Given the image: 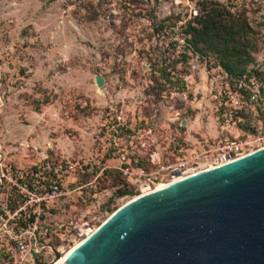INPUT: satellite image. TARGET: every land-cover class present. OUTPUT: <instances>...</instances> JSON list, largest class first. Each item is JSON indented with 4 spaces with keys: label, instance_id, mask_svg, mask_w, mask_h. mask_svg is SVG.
Returning a JSON list of instances; mask_svg holds the SVG:
<instances>
[{
    "label": "rangeland",
    "instance_id": "rangeland-1",
    "mask_svg": "<svg viewBox=\"0 0 264 264\" xmlns=\"http://www.w3.org/2000/svg\"><path fill=\"white\" fill-rule=\"evenodd\" d=\"M203 1L0 0V144L20 168L54 152L94 172L86 191L73 187L74 177L65 180L55 222L99 228L138 197L133 185L140 169L174 162L178 144L199 154L207 143L264 133V0H209L244 16L251 28L258 50L248 71L259 75L237 81L213 57L186 49L185 32ZM97 76L106 80L101 88ZM240 83L242 109L227 120L221 93H237ZM115 112L136 128L117 142L130 159V175L120 170L108 131ZM99 135L105 146L95 143ZM123 189L130 193L119 195ZM5 242L0 235V264H56L77 245L59 248L54 239L59 251L10 260Z\"/></svg>",
    "mask_w": 264,
    "mask_h": 264
},
{
    "label": "water",
    "instance_id": "water-1",
    "mask_svg": "<svg viewBox=\"0 0 264 264\" xmlns=\"http://www.w3.org/2000/svg\"><path fill=\"white\" fill-rule=\"evenodd\" d=\"M63 264H264V149L132 200Z\"/></svg>",
    "mask_w": 264,
    "mask_h": 264
},
{
    "label": "built area",
    "instance_id": "built-area-1",
    "mask_svg": "<svg viewBox=\"0 0 264 264\" xmlns=\"http://www.w3.org/2000/svg\"><path fill=\"white\" fill-rule=\"evenodd\" d=\"M227 88L230 90L229 84ZM236 88L237 93L232 91L225 95L221 93L220 107L226 108L223 116L227 120L229 118L232 120L238 110L242 109V95L239 93L244 86L240 83ZM259 99L258 95L252 97L256 103H259ZM110 115L113 117L109 122L108 131L115 144L114 153L120 155L122 161L120 170L125 175H130L132 170L130 159L127 154L121 152L117 142L128 130L135 132L136 128L128 123L124 112ZM94 141L102 146L106 145V141L100 135ZM175 147L174 154L177 157L174 162L149 173H144L145 171L140 169V179L132 184L136 186L138 197L146 190L150 193L156 191L158 184L169 185L175 178L188 177L193 173L211 169L210 165L215 168L264 149V133L254 140H247L244 136L238 135L220 141L217 146L207 143L199 154L181 144ZM77 167L75 162L53 152V155L46 156L33 167L20 168L10 162L9 150L0 144V235L5 236L4 247L10 260L18 254L40 255L46 250L57 251L54 239L62 245L59 248L67 246L66 242L78 244L95 230L89 223L80 227L74 224V220L69 224L55 222L56 209L63 196L64 182L72 177L78 181ZM14 201L17 207L11 209L10 203ZM47 219L54 224H48Z\"/></svg>",
    "mask_w": 264,
    "mask_h": 264
},
{
    "label": "trees",
    "instance_id": "trees-1",
    "mask_svg": "<svg viewBox=\"0 0 264 264\" xmlns=\"http://www.w3.org/2000/svg\"><path fill=\"white\" fill-rule=\"evenodd\" d=\"M185 33L187 51L202 58L213 57L216 65H219L232 80L237 81L246 75L247 78L254 74L259 75L257 71H248V67L255 61L253 55L258 49L254 39L250 38L251 28L244 16L232 14L227 7L218 2L204 0L200 3L199 13L189 22ZM183 57L186 59L188 55L184 54ZM103 128L106 130V125ZM137 166L142 167V162H138ZM104 173L105 177H108L111 170ZM76 174L79 180L73 187L85 190L94 172L91 175L85 166L79 165ZM128 193L130 192L127 189L119 190V195ZM84 194L79 202L84 199ZM16 207L15 201L10 203L11 209Z\"/></svg>",
    "mask_w": 264,
    "mask_h": 264
},
{
    "label": "bare ground",
    "instance_id": "bare-ground-1",
    "mask_svg": "<svg viewBox=\"0 0 264 264\" xmlns=\"http://www.w3.org/2000/svg\"><path fill=\"white\" fill-rule=\"evenodd\" d=\"M210 168H212V167H210ZM201 172V171H200ZM193 173V171L191 172V174ZM197 173H199V172H197ZM197 173H193V175L194 174H197ZM184 178H186V177H184ZM183 178H175V181L174 182H177V181H180V180H182ZM172 183V182H171ZM168 185H163V184H159V185H157L156 186V191L157 190H161V189H164V188H166ZM150 193V191H148V190H146L145 191V193L143 194V195H145V194H149ZM137 198H139V197H135L134 199H132V200H135V199H137ZM131 200V201H132ZM130 201V202H131ZM129 203V202H128ZM127 203V204H128ZM126 205V204H125ZM114 214H112L109 218H108V220L113 216ZM108 220H106L103 224H105ZM99 228H97V229H95L94 231H92V233H89V235H88V237L87 238H89L90 236H92L97 230H98ZM86 240V239H85ZM84 240V241H85ZM84 241H82V242H80V243H78L77 245H75L73 248H71L70 249V251H68V252H66L65 253V257L64 258H61V259H59L57 262H56V264H63V262H64V260L67 258V256L77 247V246H79L80 244H82ZM59 258V257H58ZM57 258V259H58ZM56 259V260H57ZM55 260V261H56Z\"/></svg>",
    "mask_w": 264,
    "mask_h": 264
},
{
    "label": "crops",
    "instance_id": "crops-1",
    "mask_svg": "<svg viewBox=\"0 0 264 264\" xmlns=\"http://www.w3.org/2000/svg\"><path fill=\"white\" fill-rule=\"evenodd\" d=\"M19 165V164H18Z\"/></svg>",
    "mask_w": 264,
    "mask_h": 264
}]
</instances>
